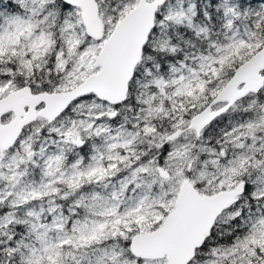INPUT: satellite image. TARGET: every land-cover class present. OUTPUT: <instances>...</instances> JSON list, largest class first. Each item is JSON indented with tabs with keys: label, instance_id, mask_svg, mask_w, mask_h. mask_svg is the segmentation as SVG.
Returning <instances> with one entry per match:
<instances>
[{
	"label": "snow or ice",
	"instance_id": "6c2138e0",
	"mask_svg": "<svg viewBox=\"0 0 264 264\" xmlns=\"http://www.w3.org/2000/svg\"><path fill=\"white\" fill-rule=\"evenodd\" d=\"M0 264H264V0H0Z\"/></svg>",
	"mask_w": 264,
	"mask_h": 264
}]
</instances>
